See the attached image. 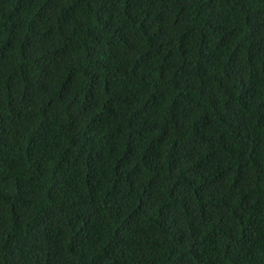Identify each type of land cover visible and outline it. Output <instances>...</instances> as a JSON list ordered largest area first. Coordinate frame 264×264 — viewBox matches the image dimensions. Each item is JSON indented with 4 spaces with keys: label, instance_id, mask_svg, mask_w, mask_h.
Returning <instances> with one entry per match:
<instances>
[{
    "label": "trees",
    "instance_id": "16d2710c",
    "mask_svg": "<svg viewBox=\"0 0 264 264\" xmlns=\"http://www.w3.org/2000/svg\"><path fill=\"white\" fill-rule=\"evenodd\" d=\"M0 264H264V0H0Z\"/></svg>",
    "mask_w": 264,
    "mask_h": 264
}]
</instances>
